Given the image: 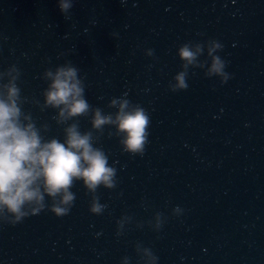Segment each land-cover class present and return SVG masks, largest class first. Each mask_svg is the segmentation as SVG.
Here are the masks:
<instances>
[{
  "label": "water",
  "instance_id": "obj_1",
  "mask_svg": "<svg viewBox=\"0 0 264 264\" xmlns=\"http://www.w3.org/2000/svg\"><path fill=\"white\" fill-rule=\"evenodd\" d=\"M73 3L65 19L58 0H0V71L20 69L23 111L48 125L46 138L63 142L66 125L33 101L43 103V72L71 61L93 107L115 112L107 105L124 97L147 110L148 143L143 156H129L105 128L96 146L117 186L98 190L104 212L90 214L78 182L68 215L0 223V264H142L137 244L157 264H264V0ZM210 39L223 45L231 78L221 85L190 69L187 90L171 92L178 47ZM90 118H80L82 132ZM156 213L166 218L159 231L149 226Z\"/></svg>",
  "mask_w": 264,
  "mask_h": 264
},
{
  "label": "clouds",
  "instance_id": "obj_2",
  "mask_svg": "<svg viewBox=\"0 0 264 264\" xmlns=\"http://www.w3.org/2000/svg\"><path fill=\"white\" fill-rule=\"evenodd\" d=\"M57 6L69 19L73 0H58ZM222 50L223 45L215 39L180 45L176 55L181 71L169 83V90L186 91L190 69L204 70L205 78L215 77L221 85L226 84L231 77L225 70L227 62L218 55ZM205 51L207 57L201 61ZM146 56L152 57L153 50H148ZM20 78L21 71L15 64L0 71V223L15 226L44 211L56 218L68 215L76 200L72 188L78 182L91 197L90 214L101 215L106 205L100 203L98 190H114L117 171L109 165L108 155L96 146L97 142L105 128H113L124 153L143 156L151 123L149 113L124 97L113 98L107 105L115 112L105 113L93 107L86 99L80 70L67 61L43 72L42 79L47 84L42 92L43 103L33 101L41 111L54 110L58 126L66 125L63 142L46 138L43 133L48 132V125L38 127L31 114L23 111L28 101L22 97ZM89 116L91 127L82 132L79 120ZM172 214L179 216L182 209L177 206ZM127 220L125 217L117 222V235ZM165 221L161 213H156L149 226L159 231ZM135 250L142 264H157L158 258L149 248L137 244ZM122 264H128V259Z\"/></svg>",
  "mask_w": 264,
  "mask_h": 264
}]
</instances>
